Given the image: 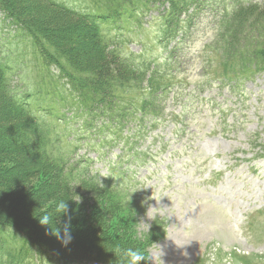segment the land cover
Here are the masks:
<instances>
[{
    "label": "trees",
    "instance_id": "trees-1",
    "mask_svg": "<svg viewBox=\"0 0 264 264\" xmlns=\"http://www.w3.org/2000/svg\"><path fill=\"white\" fill-rule=\"evenodd\" d=\"M10 1L12 5L0 0V13L24 37L23 41L31 44L39 61L33 70L17 74L0 54V130L10 132L5 139L13 146L12 150L0 151V158H13L17 169L7 171L8 178L3 181L9 195L7 201L0 200V264H122L112 251L116 245L143 251L111 225V220L122 214L120 203H104L105 194L118 197L122 192L132 204H140L138 194L130 191L133 176L120 165L125 155L115 156L102 177L92 167L94 160L75 158L74 138L63 139L45 121L56 113L44 110L42 102L52 98L50 89L64 78L62 85L72 93L67 99L73 98L79 105L72 107L77 112L70 111L83 117L86 128L94 130L90 139L97 146L108 150L119 144L133 146L144 130L154 131L171 117L162 110L159 100L169 98L174 77L160 66L144 68L137 54L126 48L121 35L128 30L122 24L124 17L157 11L162 25L172 26L162 31L168 49L180 33L181 40H187L193 16L210 0H85L90 7L78 10L65 0ZM31 2L36 5L32 11L28 7ZM219 24L215 41L226 60L224 69L231 74L226 78L240 87L264 72V3L222 9ZM109 31L116 33L109 36ZM178 69L175 65L172 72ZM15 74L18 82L13 79ZM159 75L170 78L160 84L156 81ZM59 101L64 98L59 97ZM189 115L182 112L175 120L181 119L183 124ZM58 119L56 124L63 120ZM128 128L134 134H128ZM101 151L98 160L106 154ZM43 176L46 181H42ZM33 182H38L36 188H32ZM24 185L30 186L23 189ZM91 193L93 198L89 197ZM77 195L90 200L78 203ZM59 200H68L73 215L72 240L66 247L40 225L38 218Z\"/></svg>",
    "mask_w": 264,
    "mask_h": 264
},
{
    "label": "rangeland",
    "instance_id": "rangeland-1",
    "mask_svg": "<svg viewBox=\"0 0 264 264\" xmlns=\"http://www.w3.org/2000/svg\"><path fill=\"white\" fill-rule=\"evenodd\" d=\"M6 2L12 5L10 0ZM65 3L74 9L90 7L85 0ZM251 3L263 4L264 0L206 1L189 23L192 31L187 40H181L180 33L168 49L162 31L172 26L162 25L157 11L124 17L122 24L128 30L121 35L126 48L137 54L144 68L160 66L174 77L169 98L159 100L162 110L173 117L154 131L144 130L141 140L133 146L119 144L110 150L97 146L90 139L94 130L85 127L83 117L74 115L77 108L72 107L79 105L73 98L67 99L72 93L62 85L64 78L50 89L52 98L42 102L44 110L56 113L45 121L63 139L74 135L78 154L74 153L75 158L94 160L92 167L102 177L115 156L125 155L120 165L133 176L130 191L138 194L141 205L132 204L127 196L122 197L126 195L122 192L118 197L105 194L104 203H120L122 214L115 216L111 225L153 255L154 262L147 264H245L244 260L264 264V155L260 152L264 147V72L240 87L236 82L229 83L226 77L231 74L224 69L226 60L215 41L220 11ZM34 6V2L29 4V10ZM115 33L109 31L108 35ZM23 39L0 13V54L17 74L33 70L39 61L35 60L31 44ZM175 65L179 67L174 72L176 76L172 72ZM169 78L159 75L156 81L163 84ZM13 79L19 81L16 74ZM61 110L65 112L63 116L59 114ZM182 112L191 115L190 121L181 125L176 120ZM56 117L63 120L56 124ZM176 127L185 129L178 132ZM126 131L134 134L129 128ZM4 132L0 130L1 152L13 149L5 139L10 132ZM102 149L106 154L98 160ZM146 152L152 156L147 158L143 154ZM10 170L17 171L13 158H0V200L7 201L9 193L3 181ZM37 183L33 182L32 188ZM89 197L93 198V193ZM87 198L79 196L77 201L82 203Z\"/></svg>",
    "mask_w": 264,
    "mask_h": 264
},
{
    "label": "clouds",
    "instance_id": "clouds-1",
    "mask_svg": "<svg viewBox=\"0 0 264 264\" xmlns=\"http://www.w3.org/2000/svg\"><path fill=\"white\" fill-rule=\"evenodd\" d=\"M68 200L57 201L51 211L38 216L40 225L45 226L49 230V233L64 247L71 243L72 240L71 229L73 215L72 211H70ZM149 228L150 226L148 227V231ZM112 251L121 259L122 264H141L142 261L145 264L148 261L154 262V257L150 252L141 251L139 248H122L120 245H116Z\"/></svg>",
    "mask_w": 264,
    "mask_h": 264
}]
</instances>
